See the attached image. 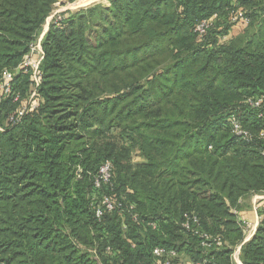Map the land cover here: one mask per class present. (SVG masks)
<instances>
[{
    "label": "trees",
    "instance_id": "1",
    "mask_svg": "<svg viewBox=\"0 0 264 264\" xmlns=\"http://www.w3.org/2000/svg\"><path fill=\"white\" fill-rule=\"evenodd\" d=\"M58 1L0 0V73ZM238 8L249 22L225 42ZM42 48L37 108L10 121L33 82L22 68L0 103V264H155L156 246L207 264H238L241 246L264 264V209L248 240L240 215L264 194V118L241 102L264 100V0H106L56 14ZM233 109L248 137L229 132Z\"/></svg>",
    "mask_w": 264,
    "mask_h": 264
},
{
    "label": "built area",
    "instance_id": "2",
    "mask_svg": "<svg viewBox=\"0 0 264 264\" xmlns=\"http://www.w3.org/2000/svg\"><path fill=\"white\" fill-rule=\"evenodd\" d=\"M217 16L215 14L213 17L202 19L195 27L196 32L202 36L206 33L207 29L212 24L213 19ZM231 21L234 23H243L246 24L249 22V18L246 15V11L243 8H238L235 12L231 15ZM45 35V33H44ZM43 36V35H42ZM43 40V39H42ZM42 40L37 39L35 42L31 43L30 45V51L26 55V57L23 59V61L18 66V69H24L26 71H31L32 76L34 77V83L36 87L39 86L40 82V65L43 59V48H42ZM38 51L35 54V51ZM35 54V55H34ZM13 81H14V75L9 69H4L0 73V103L3 101L5 96L12 92L13 90ZM18 96L15 97V100H17ZM255 107L259 108L260 116L264 118V100L262 97L253 99L251 102ZM32 105V104H31ZM30 105V106H31ZM28 106H25L22 110L19 111V113L16 116H11L10 121L11 122H17L25 113L26 110H28ZM37 108V104H34L29 109ZM234 130L237 134L243 135L245 137L249 136V133L245 131L239 119H235L233 121ZM2 129V128H0ZM112 171H113V165L110 161L104 162L99 169L98 176L96 178V185L99 186L101 182H108L110 181L112 177ZM102 205L105 206L108 210H112L116 207L117 203L115 200L105 195L102 199ZM102 215L101 208L97 209V216ZM191 222H193L194 225H196V228H191ZM243 226L245 224L249 225L251 222H248L246 220L242 219ZM153 227H155V223H151ZM184 226L186 229H191L193 232L197 235H199L203 240L202 244L205 246H210L212 244L221 245V238L218 236H211L206 232H203L199 229V218L196 215H188L186 214V221L184 223ZM252 232L249 233L248 237H246L245 240H248L252 236ZM241 246L238 248V253H240ZM153 256L155 260V264H207L205 261H192L189 259H186L178 253L177 250L172 248H167L164 246H156L153 249ZM239 259V257H238ZM237 259V261H238Z\"/></svg>",
    "mask_w": 264,
    "mask_h": 264
},
{
    "label": "rangeland",
    "instance_id": "3",
    "mask_svg": "<svg viewBox=\"0 0 264 264\" xmlns=\"http://www.w3.org/2000/svg\"><path fill=\"white\" fill-rule=\"evenodd\" d=\"M98 2H106V0H77L75 2H68L67 0H59L58 2L55 3L54 5V8H53V11L51 13V15L47 18L46 22L44 23L43 25V30L40 34V36L38 37V39L42 40L44 38V33L47 29V26L50 25V22L52 20V18L56 15V14H59L61 12H64L66 10H70V11H77L83 7H86V6H89V5H92V4H95V3H98ZM245 25H243V23H236L235 25H233V27L230 29V33L227 35V36H224L222 37V40L227 42L229 41L230 39L234 38L236 35L240 34L241 32H243L242 28L244 27ZM48 31V30H47ZM46 31V32H47ZM43 35V36H42ZM38 51L36 50L35 51V54L37 53ZM34 54V55H35ZM12 74L14 75V77H16V75L18 74V67L16 68H10L9 69ZM31 74V77H32V80H34V77L32 76V73ZM254 95H248L244 98V96L242 97L241 99V102H245L249 107H252V100L255 99L253 97ZM260 98V97H258ZM38 102H39V94H38V91H37V87L34 83V81L31 83V88L29 89V93L27 95V98L24 100V107L25 106H28L29 108L34 104H37L38 105ZM32 104V105H31ZM31 105V106H30ZM23 107V108H24ZM22 108V109H23ZM253 108V107H252ZM240 116L237 115V112L235 109H233L231 112H229L228 114V117H227V126H228V130L231 134H235L234 132V126H233V121L235 119H239L240 120ZM241 121V120H240ZM2 128V127H0ZM143 160V158L140 156L139 152L137 154H135V162H141ZM255 195H260L259 193L257 194H254L251 198H254ZM260 201V200H259ZM247 203V201L245 202ZM258 203V202H257ZM260 210L264 209V202L261 203V206H259ZM248 208V207H247ZM246 209V208H244ZM258 210V211H260ZM260 222V220H259ZM259 225V223H258ZM257 226H255V223H250L249 225L245 224L244 226V230L246 232V237H248L249 233L252 232V234L255 233L256 229H257ZM251 238V237H250ZM249 238V239H250ZM240 246L236 247L235 250L233 251L232 253V256L231 258L237 262V259L239 257L240 259V253H238V248ZM241 251V250H240ZM238 263V262H237Z\"/></svg>",
    "mask_w": 264,
    "mask_h": 264
},
{
    "label": "crops",
    "instance_id": "4",
    "mask_svg": "<svg viewBox=\"0 0 264 264\" xmlns=\"http://www.w3.org/2000/svg\"><path fill=\"white\" fill-rule=\"evenodd\" d=\"M260 200V201H259ZM258 202V203H257ZM264 202V194L255 195L254 198H251L247 201L248 208L241 210L240 215L243 220H246L248 222L255 223V226L258 225L260 220L259 211L261 206V203ZM239 260V259H238ZM238 264H243L240 261H237Z\"/></svg>",
    "mask_w": 264,
    "mask_h": 264
},
{
    "label": "water",
    "instance_id": "5",
    "mask_svg": "<svg viewBox=\"0 0 264 264\" xmlns=\"http://www.w3.org/2000/svg\"><path fill=\"white\" fill-rule=\"evenodd\" d=\"M49 29V26L47 27V29H46V31ZM46 31H45V33H46Z\"/></svg>",
    "mask_w": 264,
    "mask_h": 264
},
{
    "label": "bare ground",
    "instance_id": "6",
    "mask_svg": "<svg viewBox=\"0 0 264 264\" xmlns=\"http://www.w3.org/2000/svg\"><path fill=\"white\" fill-rule=\"evenodd\" d=\"M48 27V26H47ZM238 261H240V259L238 260ZM241 262V261H240Z\"/></svg>",
    "mask_w": 264,
    "mask_h": 264
}]
</instances>
